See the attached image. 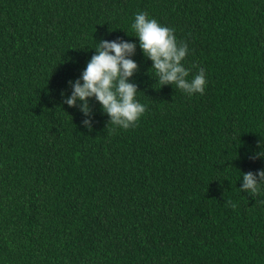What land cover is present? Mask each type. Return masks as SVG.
I'll use <instances>...</instances> for the list:
<instances>
[{"label":"trees","instance_id":"obj_1","mask_svg":"<svg viewBox=\"0 0 264 264\" xmlns=\"http://www.w3.org/2000/svg\"><path fill=\"white\" fill-rule=\"evenodd\" d=\"M0 264H264V0H0Z\"/></svg>","mask_w":264,"mask_h":264}]
</instances>
